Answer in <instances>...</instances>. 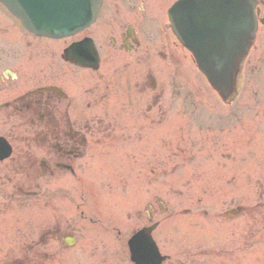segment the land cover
Segmentation results:
<instances>
[{"label": "flooded vegetation", "instance_id": "af4514ba", "mask_svg": "<svg viewBox=\"0 0 264 264\" xmlns=\"http://www.w3.org/2000/svg\"><path fill=\"white\" fill-rule=\"evenodd\" d=\"M173 1L103 0L94 27L63 40L25 36L26 48L20 44L11 55L0 57V138L9 148L0 160V264H96L91 251L104 255L109 248L114 253L123 248L127 231L120 218L104 213L99 199L88 197L103 185L111 189L119 183L75 178L88 169L116 172L123 158L138 167V157L145 152L153 157L155 109L162 113L154 102L153 62L177 63L181 53L167 21ZM255 15L258 30L243 65L245 75L264 73V0H256ZM86 38L95 42L99 53L95 70L76 65L65 54L70 45ZM42 52H51L50 75L41 68L44 76L33 81L10 66L24 53L39 62ZM259 109L264 125V106ZM128 125L133 133H123ZM250 210L214 216L217 225H223L224 217L231 221V231L233 222L241 218L242 223L237 238L230 232L210 251L172 255L170 232L157 236L155 230L152 239L169 257L162 264H213L205 260L209 254L225 260L220 264H234L229 259L245 254L264 232V215ZM144 211V216L132 219L131 232L155 223L154 209L147 205ZM205 225L197 223L196 239L218 242L219 236L204 237ZM242 262L245 257L236 260Z\"/></svg>", "mask_w": 264, "mask_h": 264}, {"label": "rangeland", "instance_id": "374dc122", "mask_svg": "<svg viewBox=\"0 0 264 264\" xmlns=\"http://www.w3.org/2000/svg\"><path fill=\"white\" fill-rule=\"evenodd\" d=\"M3 12L0 5V51L4 50V44L8 45L1 56L11 55L20 44L24 48L29 45L15 23L4 18ZM35 46L32 43V47ZM41 56L38 62L36 56L24 53L16 61L11 60L10 66L19 69L23 78L31 77L35 81L44 76L39 72L41 68L45 75L51 72L47 63L51 60V52H42ZM181 57L176 65L164 64L158 59L153 62L155 107L164 109L161 114L155 109L152 167L146 165L145 152L138 158L144 161V167L139 165L131 171L126 166L130 164L129 159H123L124 167L116 173L107 170L97 173L88 169L75 179L119 183L111 189H104L103 185L88 197L99 199L104 213L120 218L123 232L127 231L122 239L124 244L133 227L132 219L138 214L144 216V210L150 204L154 209V221L164 219L162 224L167 222L158 229L157 236L169 231L167 234L173 242L169 244L168 252L179 257L186 252L210 251V247L221 245L230 232L234 238L240 235L241 218L233 222L236 227L231 231V221L223 219V225L220 221L217 225L214 216L237 206L250 207L251 213L264 215V125L259 109L264 106V73L243 76L238 98L234 105L226 107L200 75L190 54L185 52ZM2 130L0 127V132ZM123 133H133L131 126L123 127ZM156 198L166 206V212L160 211ZM185 210L187 215L183 214ZM205 212L207 216L203 217ZM199 221L207 223L203 227L204 237L219 236L218 242L204 244L203 238L196 239ZM126 224L129 225L127 230L124 229ZM211 243L217 244L211 246ZM124 244L117 253L110 248L104 255L91 251V261L96 260L97 264L104 259L105 264H129ZM206 248L208 250H204ZM242 257L245 262L241 264H264V232L256 236V243L245 254L236 255L229 261L237 264L236 260L241 261ZM206 259L213 264L225 261L214 260L211 254Z\"/></svg>", "mask_w": 264, "mask_h": 264}, {"label": "water", "instance_id": "95a60500", "mask_svg": "<svg viewBox=\"0 0 264 264\" xmlns=\"http://www.w3.org/2000/svg\"><path fill=\"white\" fill-rule=\"evenodd\" d=\"M30 31L58 36L83 28L93 19L99 0H0ZM173 28L193 53L197 65L223 100L234 90V71L254 34L250 0H180L170 10ZM138 239V241L136 240ZM148 240L143 253L139 241ZM131 260L158 263L147 235L132 241ZM149 260H152L149 262Z\"/></svg>", "mask_w": 264, "mask_h": 264}]
</instances>
